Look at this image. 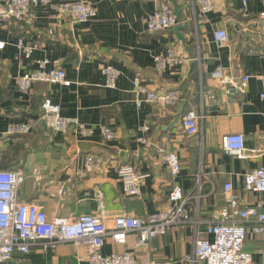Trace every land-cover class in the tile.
<instances>
[{
  "label": "crops",
  "instance_id": "1",
  "mask_svg": "<svg viewBox=\"0 0 264 264\" xmlns=\"http://www.w3.org/2000/svg\"><path fill=\"white\" fill-rule=\"evenodd\" d=\"M63 1L70 0L36 6L31 27L1 25L0 40L5 46L0 50V169L19 172V200L36 204L48 219L95 213L92 194L100 190L108 225L119 214L146 220L164 210L173 183H178L190 198L186 209L191 221L157 236L135 252V258L138 264H191L184 257L192 253L194 239L204 236L205 223L224 205L223 184L230 182L247 206L256 197L243 192L242 183L244 174L264 166V102L259 97L264 78V20L259 13L264 11V0H249L245 8L235 0H211L213 9L205 15L192 0H175L177 26L182 27L158 34L145 32V19L165 0H78L95 8L94 19L86 23L61 16L55 7ZM218 29L228 32L229 40L223 45L212 39ZM19 38L33 47L28 58L15 46ZM169 50L182 62L155 71L154 57ZM42 60L48 67L62 68L68 84L36 82L27 94L19 93L15 78L36 69ZM105 64L119 71L113 88L105 86ZM217 67L236 80L242 74L248 76L243 92L214 79ZM135 77L149 90L181 91L189 109L202 113L199 133L185 136L182 117L167 129L178 106H137L132 90ZM44 98L59 106L62 117L76 118L92 128V136L47 130L40 120L39 104ZM18 122L34 125L25 136L3 140L6 128ZM143 126L149 128L146 134ZM102 127L109 128L115 138L104 141ZM234 133L243 136L246 159L222 149V138ZM142 136L145 144L137 140ZM159 147L178 157L180 171L175 180L161 162ZM86 154L103 156V168L79 181L63 198L50 197L59 186L69 185ZM124 164H132L143 176L137 197L121 193L117 171ZM135 239L136 235H129L127 244L120 246L106 238L101 253H122ZM244 249L251 254L252 264H264L262 236L248 233ZM87 252L86 247L69 242L54 249L35 243L28 254L14 252L6 264H72Z\"/></svg>",
  "mask_w": 264,
  "mask_h": 264
},
{
  "label": "built area",
  "instance_id": "2",
  "mask_svg": "<svg viewBox=\"0 0 264 264\" xmlns=\"http://www.w3.org/2000/svg\"><path fill=\"white\" fill-rule=\"evenodd\" d=\"M52 0H0V28L3 23L23 24L25 27L33 25L34 8L38 5H49ZM198 7L199 13L205 15L212 11L211 0H192ZM245 8L249 0H235ZM61 15L73 23H86L94 19L95 8L88 3L70 0L63 1L55 7ZM259 18L264 20V11L259 13ZM179 24V18L174 13L173 7L168 2H162L159 7L147 15L145 19V32L149 34L163 33L173 29ZM213 42L223 45L228 42L226 29L213 32ZM5 42L0 40V50ZM19 53L28 58L33 50L22 38L15 42ZM182 59L169 50L165 55L154 57V69L162 72L167 67L181 63ZM105 77V86H115L119 71L112 65L105 64L102 68ZM212 76L221 84L230 85L243 92V87L248 81V76L240 75L238 79L224 76L222 68L217 67ZM36 82L50 84H64L65 71L60 67H48L45 60L37 62V68L25 72L15 78V88L21 94H27ZM132 90L136 95L135 103L158 104L168 108H176L180 103L182 93L179 90L157 92L147 89L141 84L139 77L132 82ZM264 102L263 89L259 94ZM40 120L44 127L53 133L65 134L69 130L75 136L89 138L93 134L92 128L76 118H65L60 115V108L44 98L40 105ZM203 118L202 113L188 110L181 120L182 132L185 136H194L199 133L198 122ZM32 122H18L10 124L2 133L3 140L27 135L33 128ZM148 126L141 128L142 133L148 132ZM104 141H111L115 134L106 127L100 129ZM145 144L144 136L137 139ZM222 149L230 156L246 159L244 139L241 134H227L222 138ZM162 164L168 170L173 180L179 174L180 163L175 152L163 147L157 148ZM105 165L103 156L86 154L83 165L78 168L68 186H59L50 197L63 198L70 189L79 181L85 179L93 172L99 171ZM35 173H37L35 171ZM118 180L121 193L125 197H137L143 176L136 171L132 164H124L118 168ZM21 175L17 171L0 169V264H6L14 252L28 254L35 243L42 244L51 249L60 243L69 242L73 246L87 248L85 258L76 257L72 264H138L135 252L156 238L165 234L175 226H182L191 221L186 205L190 198L183 194L178 183H173L168 193V206L155 214L149 215L146 220L140 217L119 214L111 217V225L104 214V200L102 192L95 189L92 198L96 203V212L82 214L78 217L56 216L48 219L45 212L36 204L19 200L18 186ZM224 205L217 210L212 218L205 223L204 236L194 239L192 253L184 257L191 264H252L251 254L244 249V241L248 233L264 238V166L253 169L243 176L242 191L256 195L249 206L245 205L242 197L235 194L230 182L222 186ZM197 200L199 196L195 197ZM197 211V207L192 211ZM196 224L197 221H192ZM136 235L135 241L128 250L122 253L103 255L101 248L106 238L120 246L127 244L129 235Z\"/></svg>",
  "mask_w": 264,
  "mask_h": 264
},
{
  "label": "water",
  "instance_id": "3",
  "mask_svg": "<svg viewBox=\"0 0 264 264\" xmlns=\"http://www.w3.org/2000/svg\"><path fill=\"white\" fill-rule=\"evenodd\" d=\"M168 1L171 3V5L173 7V10H174V13L178 17L179 16V12H178V8H177L175 0H168ZM181 27L182 26H177L175 28V31H178ZM184 107H185V102H180L178 107H177L176 114H175V116L173 118V121L167 126V129L172 128L176 123L179 122L180 118L183 115Z\"/></svg>",
  "mask_w": 264,
  "mask_h": 264
},
{
  "label": "trees",
  "instance_id": "4",
  "mask_svg": "<svg viewBox=\"0 0 264 264\" xmlns=\"http://www.w3.org/2000/svg\"><path fill=\"white\" fill-rule=\"evenodd\" d=\"M165 1H167L168 2V0H165ZM169 3V5L172 7V5L170 4V2H168ZM181 101H184L185 102V107H184V114L188 111V110H190L189 108V105L187 104V100L184 98V96L182 95V97H181V100H180V102ZM39 105H41V102H40V104ZM40 114H41V112H40ZM20 137H22V136H20ZM264 239V238H263ZM245 241H246V239H245ZM245 241H244V244H245Z\"/></svg>",
  "mask_w": 264,
  "mask_h": 264
},
{
  "label": "rangeland",
  "instance_id": "5",
  "mask_svg": "<svg viewBox=\"0 0 264 264\" xmlns=\"http://www.w3.org/2000/svg\"><path fill=\"white\" fill-rule=\"evenodd\" d=\"M50 193H52V192H50Z\"/></svg>",
  "mask_w": 264,
  "mask_h": 264
}]
</instances>
